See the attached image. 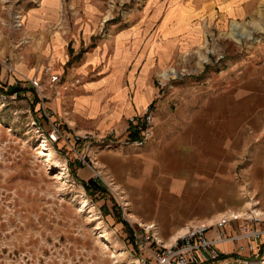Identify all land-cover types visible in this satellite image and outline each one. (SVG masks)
<instances>
[{
    "label": "rangeland",
    "instance_id": "obj_1",
    "mask_svg": "<svg viewBox=\"0 0 264 264\" xmlns=\"http://www.w3.org/2000/svg\"><path fill=\"white\" fill-rule=\"evenodd\" d=\"M148 1L115 0L112 6L117 9L105 25L120 19L129 7L143 9ZM261 6L264 9V0ZM262 21L264 17L259 14L216 26L214 31L205 30L200 47L178 52L152 78L157 100H165L174 109L179 105L175 95L188 90L191 95L187 97L189 106L185 113L191 115L195 110L193 119L213 122L217 145L232 143L229 156L223 155L221 149L217 157L215 187L202 183L198 186L200 191L177 192L169 205L161 209L164 230L186 231L195 225H216L218 222L208 223L212 216L240 225L241 220L249 217L264 220ZM19 24L15 26L21 29L22 23ZM233 27L242 33H232ZM16 33L8 36L22 39V34ZM72 53L69 48L64 72L66 66L78 62L83 50L79 49L75 56ZM167 73L180 78L170 80L161 91L156 81ZM49 74L37 80L40 87L44 86L41 90L47 97L45 107L49 106L52 120L70 129L71 118L77 123L107 128L111 120L123 119L117 113L135 98L133 93L119 90L121 82L128 87L129 81L112 80L110 90L78 92L64 105L59 103L63 111L57 112L53 105L50 107L53 97L48 87ZM61 76L69 82L64 79L65 74ZM8 86V82L0 83V264H136L130 245L132 228L124 221L128 219L127 209L123 211L124 205L118 207L107 191L93 196L85 192L74 179L75 172L84 167L69 153L60 154L34 126L39 101L36 90L23 83L18 88L26 92L6 95ZM95 156H91L92 162ZM117 213L129 230L117 221ZM145 228L152 231L153 227ZM259 250L262 256H257V251L249 252L245 246L241 258L226 257L228 264H264L263 248Z\"/></svg>",
    "mask_w": 264,
    "mask_h": 264
},
{
    "label": "crops",
    "instance_id": "obj_2",
    "mask_svg": "<svg viewBox=\"0 0 264 264\" xmlns=\"http://www.w3.org/2000/svg\"><path fill=\"white\" fill-rule=\"evenodd\" d=\"M114 1L0 0V59L9 60L16 78L39 80L48 73L58 75L60 97L50 102V107L53 105L57 112L63 111L59 103L64 105L78 92L108 91L112 80L129 81L128 87L125 82L118 85L120 91L135 96L128 107L117 113L123 119L111 120L106 128L77 123L71 118L69 126L79 134L114 132L124 138L128 120L141 115L157 101L153 138L140 148L100 151L95 156L93 169L100 175L98 183L118 207L124 205L123 211L127 209L128 219L124 221L131 228L153 227L155 239L171 246L188 229L164 230L161 209L169 205L177 192L200 191L198 186L204 184L215 187L217 157L221 149L223 155L229 156L232 143L217 145L215 124L193 119L195 110L191 115L185 113L189 106L187 97L191 95L188 90L175 95L179 105L174 109L165 100H157L152 78L178 52L200 47L205 30L213 28L214 31L216 26L241 22L259 14L264 17V9H260L262 0H149L143 9L129 7L120 19L105 25L117 9L112 6ZM16 15L22 23L21 29L14 24ZM234 31L242 33L238 27L231 29ZM16 32L22 34V39L8 36L9 33L17 35ZM69 48L73 49V56L79 49L83 53L64 72ZM5 74L1 67L0 77ZM61 74L69 82L63 81ZM84 79L91 81L81 82ZM93 174L92 169L84 167L74 176L87 182L94 178ZM221 220L220 216H212L208 223ZM154 224L158 225V232ZM236 230H240L237 221L225 228L227 235ZM255 244L258 253L261 247L264 252V236ZM242 245L222 243L217 248L223 257L241 258L237 248ZM229 258L215 264H228Z\"/></svg>",
    "mask_w": 264,
    "mask_h": 264
},
{
    "label": "built area",
    "instance_id": "obj_3",
    "mask_svg": "<svg viewBox=\"0 0 264 264\" xmlns=\"http://www.w3.org/2000/svg\"><path fill=\"white\" fill-rule=\"evenodd\" d=\"M15 25L20 26L19 19L15 21ZM1 67L4 68L6 74L0 77V83L8 82L14 87L24 83L27 87L36 90L39 101L37 104L38 117L34 120V126L45 140L56 147L60 154L69 153L79 166L92 169L94 180L100 178V175L93 169L91 156L103 150H117L124 147L140 148L154 136L155 102L149 105L141 115L128 120L124 138L114 132L106 135L79 134L56 120H52V114L45 107L47 97L42 90H39L37 80L20 76L16 78L15 71L7 59H0ZM175 78L180 77H175L174 73L160 76L156 81L157 88L161 91L166 89L169 81ZM60 82L61 78L58 75H50L48 78V87L53 98L60 97L61 90L58 88ZM241 221L240 230L230 235L226 234L225 228L231 225V220H222L210 226H193L171 246H164L156 240L151 229L133 227L130 234L133 258L136 264H215L222 261L221 257H223L217 248L219 244L243 241H247V244L238 247V252L243 251L245 246L248 247L249 252H258L257 246L253 245L264 236V220L259 217H249Z\"/></svg>",
    "mask_w": 264,
    "mask_h": 264
},
{
    "label": "trees",
    "instance_id": "obj_4",
    "mask_svg": "<svg viewBox=\"0 0 264 264\" xmlns=\"http://www.w3.org/2000/svg\"><path fill=\"white\" fill-rule=\"evenodd\" d=\"M24 92H26V91H24L23 89L21 90L18 87H14V86L7 87L6 91H5L6 95H14V94H16V96L18 95V93L20 94V93H24ZM130 136H133V135H130ZM74 179H75V181L77 183L82 185V187L85 190V192L88 195H90V196H93V195H95L97 193L100 194L102 192L106 193V190L103 188V186L101 184L98 183L97 180L91 179V180H89L87 182H83V181H79L76 178H74ZM116 216H117V221L122 222L124 228L126 230H129L128 226H126L127 224L120 219V214L117 213ZM259 254L260 255L262 254V250L261 251L259 250L258 256H260ZM226 257L227 256L221 257V260H224ZM251 260H253V259H251Z\"/></svg>",
    "mask_w": 264,
    "mask_h": 264
},
{
    "label": "bare ground",
    "instance_id": "obj_5",
    "mask_svg": "<svg viewBox=\"0 0 264 264\" xmlns=\"http://www.w3.org/2000/svg\"><path fill=\"white\" fill-rule=\"evenodd\" d=\"M239 37H242V34H240ZM243 37H244V38H249L248 35H245V36L243 35ZM45 151L47 152L48 150H45ZM59 176H61V174H60Z\"/></svg>",
    "mask_w": 264,
    "mask_h": 264
}]
</instances>
